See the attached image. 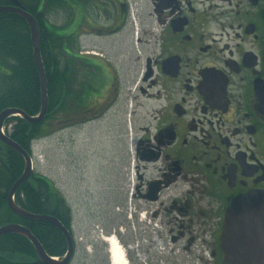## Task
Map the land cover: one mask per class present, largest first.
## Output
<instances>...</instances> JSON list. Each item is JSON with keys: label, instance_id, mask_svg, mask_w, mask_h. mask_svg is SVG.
I'll list each match as a JSON object with an SVG mask.
<instances>
[{"label": "flooded vegetation", "instance_id": "flooded-vegetation-1", "mask_svg": "<svg viewBox=\"0 0 264 264\" xmlns=\"http://www.w3.org/2000/svg\"><path fill=\"white\" fill-rule=\"evenodd\" d=\"M32 16L82 64L90 116L131 103L134 208L112 226L128 264H264V0H40Z\"/></svg>", "mask_w": 264, "mask_h": 264}, {"label": "trees", "instance_id": "trees-1", "mask_svg": "<svg viewBox=\"0 0 264 264\" xmlns=\"http://www.w3.org/2000/svg\"><path fill=\"white\" fill-rule=\"evenodd\" d=\"M18 1L23 3L27 13L33 15L40 0ZM46 42L48 44L44 38H40V54L46 75L48 98L43 121L32 124L16 116L4 122L6 136L29 156H32L33 143L57 128L55 125L58 120L70 121L71 113L78 106H84L83 101L79 100L71 107L75 94L71 92V76L68 74L70 55L63 52L59 41L48 39ZM41 104V82L30 30L19 15L0 13V114L9 109H16L29 117H37ZM25 166L24 158L0 141V228L12 224L24 226L50 257L61 258L68 250V243L59 230L44 222H26L13 214L8 207V195L23 175ZM14 202L17 207L30 214L52 215L68 231H72V211L64 197L56 193L48 180L31 177L18 189ZM0 264L43 263L26 237L7 234L0 237Z\"/></svg>", "mask_w": 264, "mask_h": 264}, {"label": "rangeland", "instance_id": "rangeland-1", "mask_svg": "<svg viewBox=\"0 0 264 264\" xmlns=\"http://www.w3.org/2000/svg\"><path fill=\"white\" fill-rule=\"evenodd\" d=\"M72 66L69 62V77L76 73L81 79L82 64ZM80 84L81 80L70 83L75 94L71 107L83 100ZM90 102L78 106L70 121L58 120L57 128L33 143L31 177L48 180L72 211L76 250L71 264H110L104 240L116 238L112 226L117 215L134 208L131 194L123 193H130L135 181V135L130 130V102L121 100L97 118L90 116ZM127 234L129 230L123 238Z\"/></svg>", "mask_w": 264, "mask_h": 264}, {"label": "water", "instance_id": "water-1", "mask_svg": "<svg viewBox=\"0 0 264 264\" xmlns=\"http://www.w3.org/2000/svg\"><path fill=\"white\" fill-rule=\"evenodd\" d=\"M12 3L14 6L12 7H0V13H14L16 15H19L27 24L30 30L31 34V42L33 45L34 50V58L37 65L40 82H41V96H42V106L41 111L37 117H29L25 115L22 111L16 110V109H9L0 114V141L7 145L8 147L12 148L16 152H18L25 160L26 166L23 175L20 177V179L15 183V185L12 187L8 199L7 204L10 209V211L18 216L19 218L25 220V221H38V222H44L52 225L57 230L61 232V234L65 237L68 243V250L66 255L57 260L52 257H50L42 247V245L39 243V241L33 236V234L25 227L19 226V225H7L0 228V237L7 235V234H19L24 237H26L31 244L33 245L37 256L39 260L43 264H69L72 257H73V238L70 234V232L54 217L52 216H46V215H33L30 214L23 209H20L15 205L14 202V196L18 189L31 177L32 172V160L31 157L23 150L20 146H18L16 143L11 141V139L4 135L3 133V124L6 119L10 117H21L24 120H26L29 123L36 124L43 121L44 116L47 112L48 107V98H47V81H46V75L45 70L40 54V36L39 31L37 27V23L34 19V17L27 12H25L21 4L17 0H12Z\"/></svg>", "mask_w": 264, "mask_h": 264}, {"label": "clouds", "instance_id": "clouds-1", "mask_svg": "<svg viewBox=\"0 0 264 264\" xmlns=\"http://www.w3.org/2000/svg\"><path fill=\"white\" fill-rule=\"evenodd\" d=\"M112 253L113 264H127L123 246L117 244L116 238L112 240Z\"/></svg>", "mask_w": 264, "mask_h": 264}, {"label": "bare ground", "instance_id": "bare-ground-1", "mask_svg": "<svg viewBox=\"0 0 264 264\" xmlns=\"http://www.w3.org/2000/svg\"><path fill=\"white\" fill-rule=\"evenodd\" d=\"M12 149V148H11ZM114 237H111V238H107L105 239L104 241L108 244L109 246V256H110V260H111V264H113V253H112V240H113ZM117 239V238H116ZM117 241V240H116ZM119 242V241H118ZM117 242V244L119 245V243ZM125 252V251H124ZM125 257H126V254H125ZM127 259V258H126ZM127 264H128V260H127Z\"/></svg>", "mask_w": 264, "mask_h": 264}]
</instances>
